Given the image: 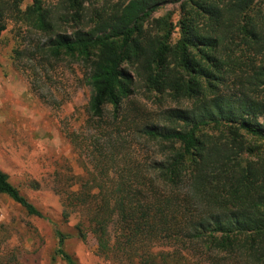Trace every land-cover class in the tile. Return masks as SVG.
I'll return each mask as SVG.
<instances>
[{
  "label": "trees",
  "instance_id": "trees-1",
  "mask_svg": "<svg viewBox=\"0 0 264 264\" xmlns=\"http://www.w3.org/2000/svg\"><path fill=\"white\" fill-rule=\"evenodd\" d=\"M171 2L181 4L176 24L170 13L154 18ZM259 3L31 0L23 9L25 0H0V39L13 19L46 38L36 48L43 62L90 69L92 132L65 131L86 175L69 171L55 186L64 217L82 219L73 234L56 229V258L77 264L67 242L92 237L110 264H264ZM138 85L174 106L154 116L135 102ZM137 139L154 147L153 158L136 155ZM0 194L46 218L1 169ZM0 264L18 261L0 248Z\"/></svg>",
  "mask_w": 264,
  "mask_h": 264
},
{
  "label": "rangeland",
  "instance_id": "rangeland-1",
  "mask_svg": "<svg viewBox=\"0 0 264 264\" xmlns=\"http://www.w3.org/2000/svg\"><path fill=\"white\" fill-rule=\"evenodd\" d=\"M57 1L46 0L47 4ZM30 3L25 0L23 9ZM259 4L264 5V0ZM180 7L171 2L154 18L170 13L176 24ZM7 26L0 39V169L46 218L29 216L0 194L1 253L13 254L18 264H65L55 257L56 229L73 234L82 214L68 211V217H64L66 209L55 186L61 177L66 182L64 173L69 171L86 175L65 131L82 127L83 134L92 132L85 126L91 95L86 83L90 69L83 63L43 62L36 48L46 38L13 19L7 20ZM17 49L27 52L19 60ZM133 98L154 116L174 106L171 101L154 103V95L140 85ZM132 143L140 159L154 157V147L144 140ZM66 250L77 264H110L98 254L92 237L85 241L74 237L67 242Z\"/></svg>",
  "mask_w": 264,
  "mask_h": 264
}]
</instances>
